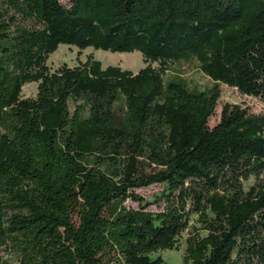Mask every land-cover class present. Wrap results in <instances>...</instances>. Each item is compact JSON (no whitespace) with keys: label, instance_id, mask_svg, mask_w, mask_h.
Wrapping results in <instances>:
<instances>
[{"label":"trees","instance_id":"trees-1","mask_svg":"<svg viewBox=\"0 0 264 264\" xmlns=\"http://www.w3.org/2000/svg\"><path fill=\"white\" fill-rule=\"evenodd\" d=\"M59 44L147 65L50 71ZM221 84L264 102V0H0V264H169L190 229L182 264H264V112L209 126Z\"/></svg>","mask_w":264,"mask_h":264},{"label":"rangeland","instance_id":"rangeland-1","mask_svg":"<svg viewBox=\"0 0 264 264\" xmlns=\"http://www.w3.org/2000/svg\"><path fill=\"white\" fill-rule=\"evenodd\" d=\"M60 3L66 5L68 0H59ZM88 56L101 62L102 67L107 66H119L122 69L137 72L140 68L147 65L140 52H116L111 53L103 50H94L92 48H86L78 50L74 46L65 44H59L54 52L48 55L46 59V65L50 71L54 70L61 64L66 66H73L78 62H83ZM172 70L168 74L177 72L184 79L190 81L191 84H197L201 87L207 86L211 83L210 79L204 75L198 68V63L191 59L188 61H180L179 63L171 64ZM157 66V64H153ZM221 96L218 99L215 107L214 114L208 119L209 126H213L219 119L221 108L225 103L240 104L242 107H246L251 113L264 112V102L257 97L247 96L239 93L235 88L228 87L225 84L220 85ZM36 91V83H26L21 87L22 97H32ZM162 186L160 184H153L148 187L139 188L136 191L146 199L152 200L154 194L161 191ZM127 206L135 207L136 203L129 200L126 202ZM161 205V203L159 204ZM159 205H152L151 210L157 211L160 209ZM191 224L198 227L196 222V216L191 217ZM190 230H186L181 233L178 238L177 248L171 250L157 251L151 254V257H162L169 264H182L183 256L186 248L185 239L189 235ZM5 253L0 249V258H5Z\"/></svg>","mask_w":264,"mask_h":264}]
</instances>
